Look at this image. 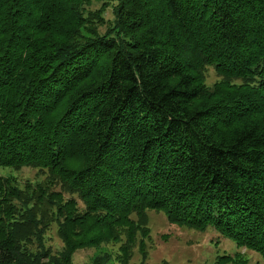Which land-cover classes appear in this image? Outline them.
<instances>
[{
	"label": "trees",
	"instance_id": "16d2710c",
	"mask_svg": "<svg viewBox=\"0 0 264 264\" xmlns=\"http://www.w3.org/2000/svg\"><path fill=\"white\" fill-rule=\"evenodd\" d=\"M0 168V264H145L151 210L264 257V0H0Z\"/></svg>",
	"mask_w": 264,
	"mask_h": 264
},
{
	"label": "rangeland",
	"instance_id": "374dc122",
	"mask_svg": "<svg viewBox=\"0 0 264 264\" xmlns=\"http://www.w3.org/2000/svg\"><path fill=\"white\" fill-rule=\"evenodd\" d=\"M110 17V12L106 11ZM6 169V168H5ZM3 170V168H0ZM35 172L24 168L17 174L19 182L33 179ZM150 239L147 240V260L145 264H204L215 260L223 253L242 255L246 264H264V257L251 249L240 247L233 238L225 237L214 227L205 230L191 229L166 222L162 212L148 211ZM55 227H51L50 235L53 244L59 240L54 235ZM93 249H80L74 254V264H87ZM135 262L139 257L135 254Z\"/></svg>",
	"mask_w": 264,
	"mask_h": 264
}]
</instances>
